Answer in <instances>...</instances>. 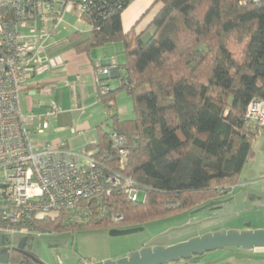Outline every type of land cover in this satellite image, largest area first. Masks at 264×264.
<instances>
[{
  "label": "trees",
  "instance_id": "1",
  "mask_svg": "<svg viewBox=\"0 0 264 264\" xmlns=\"http://www.w3.org/2000/svg\"><path fill=\"white\" fill-rule=\"evenodd\" d=\"M157 2L162 7L147 39L132 29L123 32L127 3L75 44L77 51H88L122 43L119 86L109 89L100 81L97 95L111 109L117 91L125 90L134 117L119 120L113 113L85 149L97 157L107 153L103 160L116 168L108 134L114 129L125 135L128 153L120 171L146 190L145 202L114 191L82 202L80 211L62 210L39 227L117 224L111 221L117 213L123 216L118 223L134 225L202 207L217 200L221 188L236 185L253 157L261 127L249 124L245 113L250 100L264 99V0ZM69 39L76 41L78 34Z\"/></svg>",
  "mask_w": 264,
  "mask_h": 264
},
{
  "label": "built area",
  "instance_id": "2",
  "mask_svg": "<svg viewBox=\"0 0 264 264\" xmlns=\"http://www.w3.org/2000/svg\"><path fill=\"white\" fill-rule=\"evenodd\" d=\"M130 1L0 0V232L42 236L50 231L38 226L41 221L56 218L65 209L80 211L82 202L114 191H122L130 202H145L146 190L120 171L128 153L125 135L114 129L108 134L115 168L103 160L107 153L97 157L93 150L69 148L64 140L40 138L59 114L57 104L39 115L26 114L21 105L26 82L35 73L56 65L43 51L67 12H73L93 30L98 29L97 22ZM101 72L110 74L109 68ZM112 114L106 109L107 118ZM245 120L264 127V99L249 101ZM232 188L223 187L218 194ZM122 219L118 213L111 216L114 223ZM80 264H90V260L82 259Z\"/></svg>",
  "mask_w": 264,
  "mask_h": 264
},
{
  "label": "crops",
  "instance_id": "3",
  "mask_svg": "<svg viewBox=\"0 0 264 264\" xmlns=\"http://www.w3.org/2000/svg\"><path fill=\"white\" fill-rule=\"evenodd\" d=\"M161 7L162 3H154V0H131L121 11L123 32L127 33L132 29L136 35L150 36L154 30L150 24ZM91 31L88 25L77 20L73 12H67L56 33L45 42L43 51L44 56L56 65L35 73L26 82L21 95L23 111L28 115L42 114L51 104H57L60 107L59 114L51 120L49 128L42 135L46 140H64L73 150H83L87 145L96 142L97 127L100 125L102 128L105 127L106 108L98 99V86L100 81H103L101 84L112 89L117 84L113 79L119 81L117 66L124 61L123 47L120 42L116 43H120L121 48L119 44L106 43L88 51H77L75 44L88 39ZM73 33L78 34L76 41L69 39ZM103 68H109L110 74H102ZM114 107L112 112L119 120L133 118L126 108L127 113H124V110L117 106L116 98ZM28 124L33 126L31 119H28ZM263 135L264 131H261L258 136ZM256 157L257 154L251 163L243 167L240 177L243 182L239 179V182L234 185V190L227 194L228 197L223 199V204L220 206L221 212L216 217L228 218L226 228L240 229L237 225L240 211H236L234 206L238 203L243 204V201L250 202V197L246 190L243 192L246 194L243 195V193H237L236 189L249 185V171H256L260 167L256 163ZM248 165L250 167L247 169ZM224 207H226L225 211ZM170 264H264V247L250 250L238 247L224 248L205 253L198 258Z\"/></svg>",
  "mask_w": 264,
  "mask_h": 264
},
{
  "label": "rangeland",
  "instance_id": "4",
  "mask_svg": "<svg viewBox=\"0 0 264 264\" xmlns=\"http://www.w3.org/2000/svg\"><path fill=\"white\" fill-rule=\"evenodd\" d=\"M148 37L143 36L144 39ZM114 44H119L121 48L120 43ZM113 80L117 83L113 88L118 87L119 81ZM116 100L117 106H120L124 113L128 110L129 115L134 117L132 99L125 90L117 91ZM114 109L115 107L112 106L110 110ZM261 131H264V127L260 128L259 133ZM258 135L254 141V155L245 165L251 163L257 154L256 163L260 167L256 171H249L250 181L247 187L236 189L237 193H243L246 190L250 197V202L243 201V204L238 203L234 206L236 211H240L237 223L239 230L264 229V135L262 137ZM40 138L44 139L45 136L41 135ZM249 167L250 165L247 169ZM233 190L234 186L229 192ZM229 192L219 194L217 201L220 203L210 207L177 211L141 224L117 223L92 226L83 224L50 231L42 236L29 238V240L23 234L11 235L0 232V247L3 245L26 247L42 264H80L82 259L92 262L104 259L115 260L126 256L130 251L150 245L159 237L165 239V245H172L219 229L228 230L229 228L225 226L228 218L221 219L216 216L221 212L220 206L223 204V199L228 197ZM238 200L242 201L240 198ZM77 221L83 222L80 219ZM6 252L9 253L8 257L0 261V264H36L13 250H6Z\"/></svg>",
  "mask_w": 264,
  "mask_h": 264
},
{
  "label": "water",
  "instance_id": "5",
  "mask_svg": "<svg viewBox=\"0 0 264 264\" xmlns=\"http://www.w3.org/2000/svg\"><path fill=\"white\" fill-rule=\"evenodd\" d=\"M218 203L220 201H210L200 208ZM164 242L165 239L159 237L150 245L130 251L124 257L115 260H99L93 264H168L189 260L224 248L238 247L243 250L260 248L264 247V229H220L172 245H165ZM5 250L6 248L0 249V261L8 256L6 252H3ZM32 258L37 261L34 257Z\"/></svg>",
  "mask_w": 264,
  "mask_h": 264
},
{
  "label": "flooded vegetation",
  "instance_id": "6",
  "mask_svg": "<svg viewBox=\"0 0 264 264\" xmlns=\"http://www.w3.org/2000/svg\"><path fill=\"white\" fill-rule=\"evenodd\" d=\"M29 238L32 239V238H34V237H28V236H27V239H28V240H29ZM4 248H6V250H13V251H15V252L21 254L25 259L32 260V261L35 262L36 264H42V263L38 260V258L35 257V256L31 253V251H30L29 249H27L26 247L18 246V245H16V246H6V245H3V246L0 247V249H4ZM6 250L3 251V252H6ZM6 253H7V252H6ZM7 254H9V253H7ZM7 257H8V256H7ZM32 257H34L37 261L33 260ZM97 261H99V260H97ZM97 261H94V262H97ZM94 262H92V261L90 260V264H93Z\"/></svg>",
  "mask_w": 264,
  "mask_h": 264
}]
</instances>
